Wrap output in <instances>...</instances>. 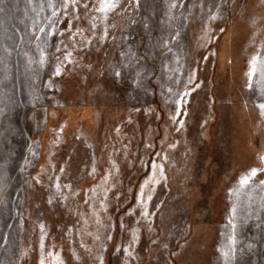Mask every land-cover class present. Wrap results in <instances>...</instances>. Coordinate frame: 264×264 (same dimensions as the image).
Returning <instances> with one entry per match:
<instances>
[{
    "label": "rangeland",
    "instance_id": "1",
    "mask_svg": "<svg viewBox=\"0 0 264 264\" xmlns=\"http://www.w3.org/2000/svg\"><path fill=\"white\" fill-rule=\"evenodd\" d=\"M101 6L0 0V264H264V0Z\"/></svg>",
    "mask_w": 264,
    "mask_h": 264
},
{
    "label": "snow or ice",
    "instance_id": "2",
    "mask_svg": "<svg viewBox=\"0 0 264 264\" xmlns=\"http://www.w3.org/2000/svg\"><path fill=\"white\" fill-rule=\"evenodd\" d=\"M71 2L73 4H75L77 2V0H71ZM116 2H117V0H101L102 6L98 10L101 12H106L108 10H111L112 8L115 7ZM85 7L87 8V5H85ZM0 11H2V9H0ZM117 75H118V73H117ZM261 107L264 108V105H261ZM153 167H156V166L153 165ZM252 175H256L255 170H253ZM242 182L246 184L248 181H247V179H245Z\"/></svg>",
    "mask_w": 264,
    "mask_h": 264
}]
</instances>
